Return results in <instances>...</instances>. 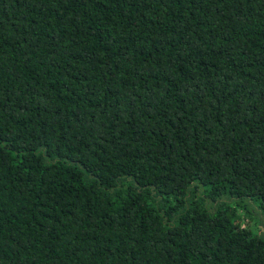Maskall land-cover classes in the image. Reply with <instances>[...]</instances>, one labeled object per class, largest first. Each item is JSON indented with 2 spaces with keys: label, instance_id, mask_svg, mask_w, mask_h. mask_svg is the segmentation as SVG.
I'll use <instances>...</instances> for the list:
<instances>
[{
  "label": "trees",
  "instance_id": "trees-1",
  "mask_svg": "<svg viewBox=\"0 0 264 264\" xmlns=\"http://www.w3.org/2000/svg\"><path fill=\"white\" fill-rule=\"evenodd\" d=\"M0 264H264V0H0Z\"/></svg>",
  "mask_w": 264,
  "mask_h": 264
}]
</instances>
